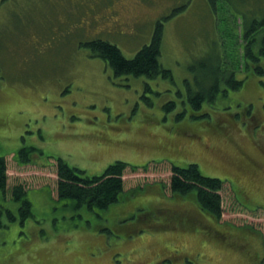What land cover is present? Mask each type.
Returning a JSON list of instances; mask_svg holds the SVG:
<instances>
[{
	"label": "rangeland",
	"instance_id": "1",
	"mask_svg": "<svg viewBox=\"0 0 264 264\" xmlns=\"http://www.w3.org/2000/svg\"><path fill=\"white\" fill-rule=\"evenodd\" d=\"M164 17L172 82L116 78L86 46L133 58ZM215 17L207 0H0V154L34 212L22 224L4 203L17 219L4 218L0 264H264V75L201 110L188 102L189 67L219 48ZM24 146L38 149L27 164ZM59 158L90 176L127 162L120 201H59ZM191 163L225 181L220 220L195 192L172 194V166Z\"/></svg>",
	"mask_w": 264,
	"mask_h": 264
},
{
	"label": "trees",
	"instance_id": "2",
	"mask_svg": "<svg viewBox=\"0 0 264 264\" xmlns=\"http://www.w3.org/2000/svg\"><path fill=\"white\" fill-rule=\"evenodd\" d=\"M207 3L216 15L219 48L206 54L205 58L195 60L189 67L193 79L184 81L188 88V102L194 111L215 104L221 95L239 90L251 73L264 75V0H207ZM231 12L234 18H227V13ZM176 13L177 9H174L170 17ZM167 18L159 19L151 42L139 49L133 58L125 57L117 45L100 38L88 41L86 46L93 57H99L111 67L116 78L144 76L149 80L163 78L172 82V71L160 61ZM232 41L233 45L230 44ZM175 106L173 102L168 103L166 111H172ZM183 114H179V118ZM37 150L34 146L22 147L17 154L19 162H32L31 154ZM56 165L59 201H72L75 209L86 207L92 211L108 210L120 201L125 190L123 176L129 165L127 162L121 160L110 164L100 176L86 175L62 158L56 161ZM8 171L7 158L0 154V230L5 227L4 218L10 222L17 219L15 212L5 205L8 197V201L20 204L18 210L22 224L34 216L24 185H15L10 192ZM171 171L172 194L189 196L195 192L202 210L218 220L222 218L224 180L205 175L195 163L187 167L173 165Z\"/></svg>",
	"mask_w": 264,
	"mask_h": 264
}]
</instances>
